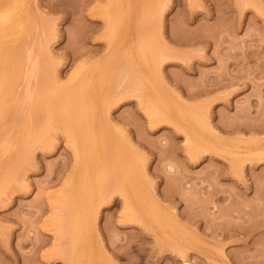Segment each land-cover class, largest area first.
I'll use <instances>...</instances> for the list:
<instances>
[{
    "label": "rangeland",
    "instance_id": "1",
    "mask_svg": "<svg viewBox=\"0 0 264 264\" xmlns=\"http://www.w3.org/2000/svg\"><path fill=\"white\" fill-rule=\"evenodd\" d=\"M0 30V264H264V0H0Z\"/></svg>",
    "mask_w": 264,
    "mask_h": 264
},
{
    "label": "bare ground",
    "instance_id": "2",
    "mask_svg": "<svg viewBox=\"0 0 264 264\" xmlns=\"http://www.w3.org/2000/svg\"><path fill=\"white\" fill-rule=\"evenodd\" d=\"M12 1H13V0H12ZM11 3H12V2H11ZM11 3H10V4H11ZM14 3H15V2H14ZM13 6H14V5H13ZM13 6H12V7H13ZM3 15H4V14H3ZM5 27H6V26H5ZM3 28H4V27H3ZM0 31H1V30H0ZM2 32H3V31H2ZM0 33H1V32H0ZM3 36H4V35H3ZM17 65H18V63H17ZM9 86H10V85H9ZM9 86H8V87H9ZM8 89H10V87H9ZM8 89H7V90H8ZM20 110H21V109H20ZM185 263H186V262H185ZM186 264H187V263H186Z\"/></svg>",
    "mask_w": 264,
    "mask_h": 264
}]
</instances>
